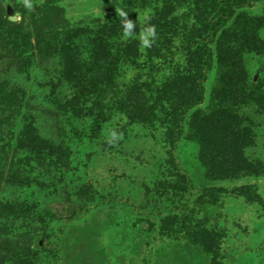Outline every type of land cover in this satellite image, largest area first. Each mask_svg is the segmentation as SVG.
<instances>
[{"label": "rangeland", "instance_id": "374dc122", "mask_svg": "<svg viewBox=\"0 0 264 264\" xmlns=\"http://www.w3.org/2000/svg\"><path fill=\"white\" fill-rule=\"evenodd\" d=\"M31 2L0 0V264H264V0Z\"/></svg>", "mask_w": 264, "mask_h": 264}, {"label": "clouds", "instance_id": "9594fccd", "mask_svg": "<svg viewBox=\"0 0 264 264\" xmlns=\"http://www.w3.org/2000/svg\"><path fill=\"white\" fill-rule=\"evenodd\" d=\"M24 7L31 10L33 8V4L31 0H24ZM119 16L122 21V26L125 30V34L131 35L133 33L134 28L136 27L135 22L129 18V12L125 9H119ZM156 38V30L154 26H147L144 29V32L141 36V40L145 47H150L151 43ZM115 135V134H113Z\"/></svg>", "mask_w": 264, "mask_h": 264}, {"label": "water", "instance_id": "95a60500", "mask_svg": "<svg viewBox=\"0 0 264 264\" xmlns=\"http://www.w3.org/2000/svg\"><path fill=\"white\" fill-rule=\"evenodd\" d=\"M9 14L11 15V20L14 21V22H16L17 21V18L14 17V16H12L13 15V11L11 9L9 10Z\"/></svg>", "mask_w": 264, "mask_h": 264}, {"label": "trees", "instance_id": "16d2710c", "mask_svg": "<svg viewBox=\"0 0 264 264\" xmlns=\"http://www.w3.org/2000/svg\"><path fill=\"white\" fill-rule=\"evenodd\" d=\"M200 67H202V66H200ZM120 107H119V105L117 106V105H115V109L117 110V109H119ZM185 108H187V107H185ZM121 110V109H120ZM181 132V129L179 128L178 129V133H180ZM153 139L155 140V138L153 137Z\"/></svg>", "mask_w": 264, "mask_h": 264}]
</instances>
